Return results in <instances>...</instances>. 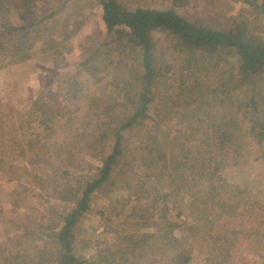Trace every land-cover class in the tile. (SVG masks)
I'll return each instance as SVG.
<instances>
[{"label":"rangeland","instance_id":"obj_1","mask_svg":"<svg viewBox=\"0 0 264 264\" xmlns=\"http://www.w3.org/2000/svg\"><path fill=\"white\" fill-rule=\"evenodd\" d=\"M12 1L15 4L11 8L5 6L0 10V29L4 33H15L26 25L28 28L27 23L40 21L49 11L43 0ZM65 1L55 19L57 29L53 37L61 39L63 32L69 31L66 41L46 53L38 48L37 52L31 50V57L0 68L2 110L18 117L23 115L26 135H30L29 122L35 116L23 113L41 93L49 104L51 114L48 116H54V123L49 125L46 136L39 139L40 143L32 152L26 155L14 152L0 170V264H55L57 250L51 238L52 227L58 225L60 215L70 212L76 202L56 198L52 181L56 180L58 185L68 178L78 187L88 176H98L100 159L94 154L96 149L90 150L87 143L97 134V128L111 118L118 98L128 103L124 94L130 88L123 83L129 80V73L117 61L121 50L116 43L100 52L101 68L95 76L80 64L89 49L106 36L98 0ZM118 2L130 9L174 8L185 17L212 27L242 20L256 34L264 36V16L254 9L251 0ZM53 23L45 22L49 26ZM215 52L217 58L227 59L229 63L235 60L233 53L226 49ZM163 88L158 86L157 89L162 93ZM154 105L153 102L149 107L151 115ZM68 117L75 121L68 126L75 125L76 137L61 124L63 118ZM147 122L138 137L130 138L129 133L125 134L126 150L112 172L116 177L117 171L126 170L133 178L132 184L138 188L145 172L140 156H133L132 151L146 139L151 127ZM110 147L111 141H108L107 150ZM263 151L248 144L241 162L223 171L224 181L220 186L194 180L189 190L171 178L162 177L160 183L155 180L145 183L154 187L149 194L141 190L130 194L127 189L114 188L118 182L103 185L94 192L90 209L78 221L74 254L93 262L114 251V242L125 229L130 233L171 230L190 255L188 264H264ZM10 164L12 170H9ZM65 170H69V177L62 176ZM196 189L212 193V209L199 211L191 206L189 193ZM149 251L151 264L167 263L159 259L158 252ZM145 259L148 261V255Z\"/></svg>","mask_w":264,"mask_h":264},{"label":"trees","instance_id":"obj_2","mask_svg":"<svg viewBox=\"0 0 264 264\" xmlns=\"http://www.w3.org/2000/svg\"><path fill=\"white\" fill-rule=\"evenodd\" d=\"M43 1L49 11L40 21L27 23L28 28L26 25L15 33L0 29V68L31 57L29 52L36 48L46 53L69 37V31L63 32L61 39L53 37L57 29L55 19L66 1ZM98 2L106 36L89 49L80 64L95 76L101 68L100 52L116 43L121 50L117 61L129 73V80L123 84L130 91L124 94L128 103L118 98L111 118L97 128V134L87 143L90 150L96 149L94 154L100 159L98 176H88L78 187L68 178L58 185L56 180L52 181L56 198L76 202L70 212L60 215L58 225L52 227L51 238L57 250L55 264H151L149 250L158 252L159 259L166 264H188L190 255L171 230L130 233L126 229L119 232L114 251L86 262L73 252L78 221L90 209L94 192L103 185L115 181L118 184L114 188L127 189L130 194L138 190L149 194L154 187L145 183L159 182L162 177L171 178L189 190L194 180L220 186L224 181L223 171L241 162L248 144L264 150V36L256 34L242 20L212 27L191 20L174 8L130 9L118 0ZM14 4L12 0H0V10ZM251 4L264 16V0H251ZM47 21L54 23L49 26L45 24ZM216 49L232 52L234 62L217 58ZM158 86L164 87L162 93ZM44 98L45 94L41 93L23 113L35 116L29 122L32 136L25 134L23 115L18 117L3 111L0 102V170L14 152L31 153L54 123V116H48L51 113ZM153 102L151 115L149 107ZM146 121L151 125L146 139L132 151L133 156H140L145 172L138 188L126 170L117 171L116 177L112 172L126 150L125 134L138 137ZM70 122L75 123L69 117L63 118L61 124L76 137L77 129H73L75 125L70 128ZM108 141H111L109 150ZM9 166L12 170L13 165ZM69 175V170L62 172V176ZM189 194L195 209L213 208L212 193L196 189ZM220 206L223 208V203ZM103 257L108 259L102 260Z\"/></svg>","mask_w":264,"mask_h":264}]
</instances>
